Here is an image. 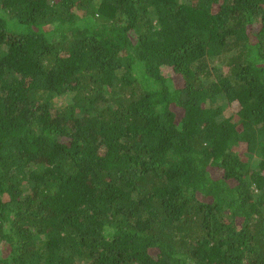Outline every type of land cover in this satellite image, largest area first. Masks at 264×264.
<instances>
[{"label":"trees","instance_id":"1","mask_svg":"<svg viewBox=\"0 0 264 264\" xmlns=\"http://www.w3.org/2000/svg\"><path fill=\"white\" fill-rule=\"evenodd\" d=\"M0 264H264V0H0Z\"/></svg>","mask_w":264,"mask_h":264},{"label":"rangeland","instance_id":"2","mask_svg":"<svg viewBox=\"0 0 264 264\" xmlns=\"http://www.w3.org/2000/svg\"><path fill=\"white\" fill-rule=\"evenodd\" d=\"M65 100H66V98H65L64 100L61 99V100H59V101L61 102V101H65ZM234 107L236 108V105H232V106H230V110H231V111H234V110H235Z\"/></svg>","mask_w":264,"mask_h":264}]
</instances>
